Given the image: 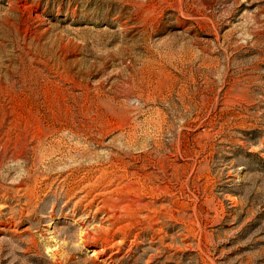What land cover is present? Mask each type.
Wrapping results in <instances>:
<instances>
[{"label": "rangeland", "instance_id": "1", "mask_svg": "<svg viewBox=\"0 0 264 264\" xmlns=\"http://www.w3.org/2000/svg\"><path fill=\"white\" fill-rule=\"evenodd\" d=\"M0 264H264V0H0Z\"/></svg>", "mask_w": 264, "mask_h": 264}, {"label": "bare ground", "instance_id": "2", "mask_svg": "<svg viewBox=\"0 0 264 264\" xmlns=\"http://www.w3.org/2000/svg\"><path fill=\"white\" fill-rule=\"evenodd\" d=\"M78 131V130H77ZM24 133V132H23ZM20 138V137H19ZM8 150H10V149H8ZM12 157V156H11ZM118 162V161H117ZM162 163V162H161ZM174 169V168H173ZM177 170V169H176ZM176 175V174H175ZM117 177V176H116ZM135 183V182H134ZM145 184V183H144ZM144 184H141V185H144ZM146 185V184H145ZM144 185V186H145ZM140 187V186H139ZM126 188V187H125ZM157 188V187H156Z\"/></svg>", "mask_w": 264, "mask_h": 264}]
</instances>
